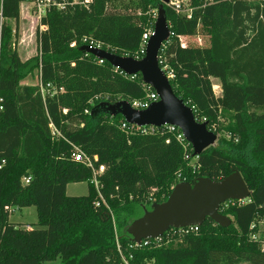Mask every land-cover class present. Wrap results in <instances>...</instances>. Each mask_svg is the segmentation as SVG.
Listing matches in <instances>:
<instances>
[{"label": "trees", "instance_id": "16d2710c", "mask_svg": "<svg viewBox=\"0 0 264 264\" xmlns=\"http://www.w3.org/2000/svg\"><path fill=\"white\" fill-rule=\"evenodd\" d=\"M188 1L190 17L160 0H94L88 9L51 11L42 19L47 29L36 33L37 53L21 60L10 21L18 22L23 0H0V264L57 258L60 264H121L122 257L130 264H264V250L250 239L264 221V0ZM160 7L174 33L165 49L175 72L173 91L219 134L195 166L187 165L170 133L120 129L124 118L111 116L100 103L140 99L148 87L139 73L126 78L82 50V37L90 36L115 54H131ZM191 37L200 41L190 43ZM34 71L61 91L42 98L37 85L22 84ZM211 77L219 80L221 96H215ZM96 95L101 98L89 104ZM50 123L60 137H52ZM72 144L104 165L99 178L110 210L95 206L91 170L72 159ZM233 170L251 194L220 205L230 225L207 218L198 231L160 246L129 247L134 240L126 228L141 216H135L137 207L145 211L165 201L179 181L220 180ZM83 181L87 194H66L67 184ZM31 205L37 227L10 220L15 207Z\"/></svg>", "mask_w": 264, "mask_h": 264}, {"label": "water", "instance_id": "95a60500", "mask_svg": "<svg viewBox=\"0 0 264 264\" xmlns=\"http://www.w3.org/2000/svg\"><path fill=\"white\" fill-rule=\"evenodd\" d=\"M168 4L170 0H160ZM170 37V28L162 7L158 9L153 34L147 41L145 55L140 59L118 55L104 49L82 46L85 53L104 59L112 67L126 74H140L142 81L151 86L159 99L144 109L134 108L126 99L114 103L101 102L103 110L111 116L121 115L124 120L137 125L172 124L180 128L193 148V155H200L217 141V134L208 128V122H199L189 105L177 97L170 80L158 65V51ZM93 112V110H92ZM251 194L238 170L220 180L198 177L193 184L188 181L176 183L167 199L155 202L151 208L132 220L126 228L136 242L145 238L163 235L171 228L202 225L209 218L216 224L227 227L231 218L219 212L220 205L228 200L242 201Z\"/></svg>", "mask_w": 264, "mask_h": 264}, {"label": "built area", "instance_id": "2783aa9c", "mask_svg": "<svg viewBox=\"0 0 264 264\" xmlns=\"http://www.w3.org/2000/svg\"><path fill=\"white\" fill-rule=\"evenodd\" d=\"M93 1L94 0H23V2L25 3V11L22 13L27 14L25 18L29 21V23L31 25L30 31H32V29H33L32 35H34L37 33V31H44L47 29V25L42 23V19L47 15V13H49L51 11H65V10L69 9L70 7H74L75 5H79L81 7L88 9L90 7V5L93 3ZM167 5L172 6L176 12L185 13L188 17H190L191 8L189 7L188 9L182 10V8H181L182 0H170V2ZM22 13L20 12V15ZM156 16H157V14L154 13L153 17L156 18ZM153 29H154V25L146 27L145 30L143 31L142 35H141V39H140V43H139L138 48L134 52H131V54L129 52H124L122 54V56H130V57H133L135 59L142 58L146 52L147 41L150 38V36L153 34ZM13 32L15 33L16 29H13ZM173 35H174V33L170 30V37H172ZM170 37L162 43V45L158 51V55H157L158 65L161 68V70L165 73V75L167 76V78L169 80L175 76V72H174L173 68L171 67V65L169 64L168 59L165 55V49H166L167 44L169 43ZM35 41H36V39H35ZM82 41L87 46L96 47V48L104 49L106 51L115 53L114 51L109 50V46L104 48L101 42H98V41L92 39L90 36L82 37ZM181 44L185 45L186 43L184 41H181ZM14 45H15V43H14ZM74 45H75V42H72L71 46H74ZM103 61H104V59H98L97 58L98 63H102ZM115 69H117V68H115ZM120 71L126 78L135 79L137 77V74H130L129 75V74H126L125 72H123L122 70H120ZM142 84L148 87L144 97L140 98V99H135V100L129 101L130 104L134 108H137V109H144V108L148 107L151 103H153L159 99L157 92L151 86L145 84L143 81H142ZM37 86H38V91H39L40 95L42 96V98L52 97L54 95H57L61 91V89L57 88L51 82L44 83L41 80L40 73H39V82H38ZM100 98H101V95H96L95 97L90 99L88 103L92 104L94 100L100 99ZM3 102H4L3 97L0 95V111L3 110ZM190 107L194 113L196 109L194 108L193 105ZM63 111L66 112V109H63ZM84 112L88 113L89 111H88V109H85ZM198 121L199 122L206 121V118L202 117L201 120H198ZM211 126H212V128H214V125H211ZM49 128H50V133H51L52 137L58 138L61 136L60 131L52 123L49 124ZM212 128H209V129L213 131ZM120 129L122 131L128 133V134H131V135L136 134V133L159 134V135H163L165 133H170V134L175 136V139L177 140V142L182 147L183 159L187 162V165L195 166L197 164L199 155H193V148H192L191 144L185 139L180 128L175 126V125H172V124H163L161 126L137 125V124L128 123L125 120H123L120 124ZM217 136H219V134H217ZM166 141L168 142V140H166ZM71 151H72L71 156H72V159L74 161L83 163L84 165H86L91 170L92 176L90 179V183L93 184V186L95 187L96 193H97V198L94 202L95 206L99 207L101 205H104V206H106L107 209L110 210V208L106 202V199L102 193V186L103 185H102L100 178H99L105 169L104 165L103 164H96L97 156H93V157L89 156L80 147H78L74 144H72V146H71ZM177 178H180V173L177 174ZM23 180L25 183H27L29 181V177H24ZM182 181H184V180H182ZM228 201H232V200H228ZM228 201L224 202L225 206H227ZM243 201L244 200H242L241 202H243ZM257 224H259L258 229L256 231H251L250 239L258 242L261 249L264 250V221L260 220V221H258ZM255 225H256V223L252 222L250 225V228L253 229L255 227ZM113 226H114V230L116 231L114 221H113ZM198 229H199V225H188L185 227L171 228V229H169L170 231L169 230L166 231V232H168V231L169 232L167 233L165 239H163V237H162L163 235L155 237V238H145V239H142L140 242L134 241L133 243L130 244L129 247L135 248L139 245L160 246L163 243H168L171 240V238L174 237L175 235L178 237L184 236V235H187L189 233L196 232V231H198ZM117 249L121 254V250H120L118 242H117ZM130 257H131V255H130ZM121 264H130V263L128 262L127 258L122 257V263ZM149 264H151V263H149Z\"/></svg>", "mask_w": 264, "mask_h": 264}, {"label": "rangeland", "instance_id": "374dc122", "mask_svg": "<svg viewBox=\"0 0 264 264\" xmlns=\"http://www.w3.org/2000/svg\"><path fill=\"white\" fill-rule=\"evenodd\" d=\"M190 7V2L188 0H182V10L188 9ZM25 11V3L21 2L20 4V12ZM154 10H152L153 12ZM157 14V13H156ZM26 13H22L19 17L17 23L13 20L10 21L12 27V33L14 35L15 41V49L17 54L21 60H26L29 57L34 56L37 53V43L35 41L36 34L32 35V31H30L31 25L29 21L25 18ZM13 29H16V32H13ZM32 35V36H31ZM200 40L196 37H191L188 39L190 43H198ZM206 43V41H201V43ZM23 82H27L29 84L37 85L39 82L38 71H34L32 74H29L25 79L22 80ZM214 87L212 86V89ZM216 91H219V87L216 86ZM227 121V120H226ZM225 121V122H226ZM224 122V123H225ZM222 137L229 139V135L225 132H220ZM218 140V138H217ZM217 143V141H216ZM68 195H85L88 193V184L86 181L83 182H76L70 183L67 187ZM67 194V193H66ZM150 204H145V208H150ZM144 207H137L135 210V216H140L143 214ZM9 218L13 222H17L21 224L23 227L33 226L37 227L38 222V215L35 206H26V207H15L11 210ZM117 233V229H116ZM151 262H148V264ZM42 264H60V258L54 260H48L42 262Z\"/></svg>", "mask_w": 264, "mask_h": 264}, {"label": "crops", "instance_id": "0c3cea01", "mask_svg": "<svg viewBox=\"0 0 264 264\" xmlns=\"http://www.w3.org/2000/svg\"><path fill=\"white\" fill-rule=\"evenodd\" d=\"M38 76H39V72H38ZM25 79V78H24ZM211 82H212V86L214 87L213 88V92H214V94H215V96H221V94H222V91H221V87H220V82H219V80L217 79V78H215V77H211ZM21 83L22 84H28V85H33V84H29V83H27V82H23V81H21ZM216 86L217 87H219V91H216ZM70 184V183H69ZM67 187H68V184H67V186H66V193H67V195H68V192H67ZM27 227H30V226H27Z\"/></svg>", "mask_w": 264, "mask_h": 264}]
</instances>
